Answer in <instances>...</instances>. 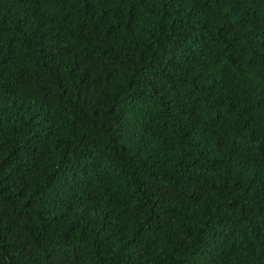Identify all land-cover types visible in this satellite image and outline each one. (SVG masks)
<instances>
[{"label": "trees", "instance_id": "trees-1", "mask_svg": "<svg viewBox=\"0 0 264 264\" xmlns=\"http://www.w3.org/2000/svg\"><path fill=\"white\" fill-rule=\"evenodd\" d=\"M0 264H264V0H0Z\"/></svg>", "mask_w": 264, "mask_h": 264}]
</instances>
